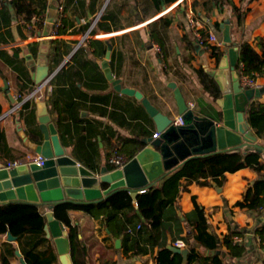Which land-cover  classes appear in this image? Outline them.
Listing matches in <instances>:
<instances>
[{"label":"crops","instance_id":"crops-1","mask_svg":"<svg viewBox=\"0 0 264 264\" xmlns=\"http://www.w3.org/2000/svg\"><path fill=\"white\" fill-rule=\"evenodd\" d=\"M177 2L2 0L0 162L5 166L8 163H23L36 154L26 146L18 125L36 140V133H39V102H46L49 107L51 122L56 126L67 154L96 172H100L104 166L110 170L115 168L108 161L115 151L128 155L130 151L138 149L140 142H144V147L151 145L147 140L158 132L156 124L140 100L118 91L108 79L103 67L108 53L114 79L120 80L124 87L142 92L165 114L173 117L179 114L174 90L169 86L171 82L180 87L187 104L193 105V109L200 110L204 115L221 112L215 98L203 84L209 76L202 63L208 59L211 67L217 69L227 52L228 47L223 44V27L218 28L216 24L229 20L230 13L212 1L208 3L209 10L207 0ZM231 2L236 7V14L240 15L234 29L230 24L233 44L238 47L240 71L243 69L241 57L244 49H255L264 55V0ZM60 7L64 11L62 33L54 26ZM185 10L194 12L196 30L204 36L210 33L217 35L222 44L199 45L194 30L181 20V13H185ZM29 12L34 14L29 17ZM52 17V33L44 36V27ZM44 39L50 41L47 54L50 76L40 91L46 94L45 99L38 100L35 97L28 98L38 86L31 65L32 61L41 60L40 47ZM214 48L216 54L212 56ZM257 83L260 85L258 94L250 100L245 113L247 122L252 112L264 111V72L257 76ZM18 95L21 97L16 98ZM16 102L21 103V106L13 111ZM260 141L264 144V138ZM256 180V173L249 168H242L238 172L227 173L222 186H215L213 181L212 186L189 185L175 204V211L181 219V232L171 234L167 231L168 246L174 247L176 240H186V237L190 238L196 232L193 224L186 219V214L195 208V198L205 210L210 231L218 237L223 238L228 233L229 220L239 228H244L245 235L240 241L246 245L244 255L232 258L223 246L220 252L223 264H264V241L261 245L260 236L254 233L255 229L264 225V207L262 213L256 215L236 206L243 199L248 184ZM67 200L78 202L65 194L64 201ZM134 205L138 207L137 202ZM70 216L74 224L65 225V230L73 264H157L155 255L158 246L143 256H125L121 251L124 239L111 235L103 217L94 218L80 210H70ZM30 236L10 241L7 235L1 237L0 254L6 256L11 264H22L16 254L19 249L27 264H42L39 252L23 254L22 247ZM81 238L87 242V258ZM48 240L54 246L46 257L52 254L57 256L50 264H62L53 239ZM13 248L14 251H11ZM44 249L43 246L38 248L41 251ZM113 250H116L115 253Z\"/></svg>","mask_w":264,"mask_h":264},{"label":"water","instance_id":"water-1","mask_svg":"<svg viewBox=\"0 0 264 264\" xmlns=\"http://www.w3.org/2000/svg\"><path fill=\"white\" fill-rule=\"evenodd\" d=\"M181 20L185 26L189 25L184 12L181 13ZM53 22L54 17L46 23L44 36L51 35ZM222 26L223 44L228 47L227 52L217 69L211 67L208 59L202 63L207 75L219 86L220 93L214 101L220 106L221 112L204 115L200 110L190 108L180 87L171 82L169 86L174 90L176 104L183 118V124L180 125H176L173 116L153 105L142 92L124 87L120 80L114 79L108 63L110 53L107 54L103 67L108 79L118 91L132 95L142 102L160 134L157 139L148 138L151 145L142 148L123 169L110 170L104 166L100 172H96L69 156L61 144L56 126L51 122L46 102L37 104L39 133H36V140L18 125L26 146L41 154L44 163L38 165L28 159L16 166L7 167L0 162V201H31L42 206L41 212L48 222L46 236L53 239L62 264H73L69 254L70 242L65 225L54 217L53 209L64 201L65 194L78 202L86 203L100 200L125 188L136 197L141 190L155 185L168 171L191 158L238 147L245 148V151L255 149L264 153L258 137L245 119L250 100L258 94V90L246 89L240 83L238 47L232 41L230 20H226ZM49 42L44 39L41 43V60L32 61L34 80L38 85L50 76L47 57ZM110 47L109 45L108 48L111 49ZM213 184L217 186L215 181ZM7 236L9 241L16 238L11 232ZM172 248L182 255L183 264H186L190 249ZM16 254L22 264H27L19 249Z\"/></svg>","mask_w":264,"mask_h":264},{"label":"trees","instance_id":"trees-1","mask_svg":"<svg viewBox=\"0 0 264 264\" xmlns=\"http://www.w3.org/2000/svg\"><path fill=\"white\" fill-rule=\"evenodd\" d=\"M165 3L176 0H164ZM214 2L222 9H227L230 13L228 19L234 29L235 22L240 20V15L236 14V7L231 0H207ZM253 1V0H248ZM206 5V4H205ZM34 13L29 12V17ZM226 19L217 23L216 27L222 28ZM63 24V21H62ZM62 25L58 32L62 33ZM215 48L212 56H215ZM241 62L243 72L247 74L264 72V55L255 49L246 48L242 52ZM208 92L213 98L219 95V86L210 77L204 79ZM249 122L258 140L264 138V111L256 110L249 116ZM259 140V145L264 148V144ZM144 148V142H140L138 149ZM130 151L128 155L124 153L128 160L138 154L137 150ZM242 168H249L257 174V180L249 183L243 193V199L236 203V206L254 212L256 215L262 213L264 207V153L243 148L221 150L208 155H201L186 160L181 165L168 171L162 179L155 185L148 187L143 193L132 196L129 189L115 191L105 198L97 201L74 202L71 200L62 201L53 209L54 217L66 226H73L70 210H80L87 212L94 218L103 217L113 237H122V253L126 256L134 254L143 256L159 247L155 258L157 264H182L183 257L168 246L167 231L171 234L180 233L181 219L175 211V204L181 192L188 189V186L196 183L199 186H212V181L220 186L226 182L227 173H235ZM195 208L186 214V219L194 226V232L187 238V245L190 249L186 264H223L220 252L223 246L227 248L228 256L241 258L246 251L244 242H237V237L245 235L244 228H239L237 224L229 220L228 233L223 238L218 237L209 229L208 218L205 210L198 205L197 199ZM137 202L138 207H135ZM46 216L41 212L40 204L31 201H9L0 203V238L12 233L17 240H22L31 234L22 251L24 255L37 251L43 259L42 264H50L56 259V254L46 257L53 244L46 238L45 228L47 225ZM140 226V228H138ZM254 233L261 238V245L264 241V225L255 229ZM84 254L88 256V246L86 240L81 238ZM40 246L44 250H38ZM25 247H28V249ZM204 250H209L206 254ZM14 251V248L11 250ZM116 250H113L115 253ZM1 264H11L7 257L0 254Z\"/></svg>","mask_w":264,"mask_h":264},{"label":"built area","instance_id":"built-area-1","mask_svg":"<svg viewBox=\"0 0 264 264\" xmlns=\"http://www.w3.org/2000/svg\"><path fill=\"white\" fill-rule=\"evenodd\" d=\"M2 0H0L1 3ZM177 3H183V0H178ZM185 9V8H184ZM60 14L59 17L57 19V21L55 22L54 26L55 28H59L62 22V17L64 15V11H63V7L59 8ZM185 15L186 18L189 22L188 27L192 30H194V37L196 42L199 45H206V44H222L219 40L217 35L210 33L209 36H204L199 30H196V26H197V20L195 19L194 16V12L192 10H185ZM260 74L255 72L252 74H247L245 72H243V70L239 71V78H240V83L242 84V86L246 89H257L260 87L259 83H257V76H259ZM46 82V80H45ZM45 82H43L42 84H39L36 87V90L33 91L28 98L31 97H35L38 100H43L45 99L46 94L45 93H40L41 91V87L45 84ZM21 95L16 96V98H20ZM21 106V103H15L14 107H13V111L19 109V107ZM190 108H193V105L190 106ZM174 123L176 125H180L183 124V118L182 115L179 113L178 115L174 116ZM153 137L155 139L160 137V134L157 132L153 135ZM30 160L35 161L38 165H43L44 163V158L41 154L36 153L35 155L31 156V158H29ZM109 163H111L112 165H114V169H123L124 165L127 164V162L129 161L124 155H121L118 152H113V154L109 157ZM17 164H20L18 162H14V163H8L7 167H13L16 166ZM143 191H145V189L141 190L140 193H143ZM237 242L240 243V241L242 240V238L237 237L235 239ZM174 247L179 248V249H183L187 247V242L185 239H178L174 242ZM264 251V250H263Z\"/></svg>","mask_w":264,"mask_h":264}]
</instances>
